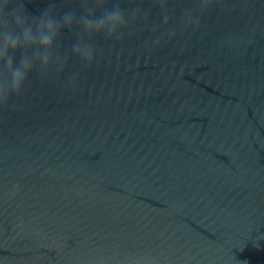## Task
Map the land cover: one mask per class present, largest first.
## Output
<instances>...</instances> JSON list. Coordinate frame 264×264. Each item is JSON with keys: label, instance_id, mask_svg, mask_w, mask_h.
Wrapping results in <instances>:
<instances>
[{"label": "water", "instance_id": "1", "mask_svg": "<svg viewBox=\"0 0 264 264\" xmlns=\"http://www.w3.org/2000/svg\"><path fill=\"white\" fill-rule=\"evenodd\" d=\"M22 2L36 46L0 27V102L6 35L32 66L0 105V264H264V0ZM116 8L115 36L83 31Z\"/></svg>", "mask_w": 264, "mask_h": 264}, {"label": "clouds", "instance_id": "2", "mask_svg": "<svg viewBox=\"0 0 264 264\" xmlns=\"http://www.w3.org/2000/svg\"><path fill=\"white\" fill-rule=\"evenodd\" d=\"M98 7H102L104 0H95ZM10 5H16L11 14L8 13ZM54 8L53 5H49L48 8L44 11H50ZM85 11L91 12L92 9L88 8L85 3ZM42 13V15L44 14ZM31 20H39V17L31 16ZM75 13H67L64 15V27L68 30L73 28V21L75 20ZM29 20V14L26 11L25 4L22 0H2L0 3V27L3 28L4 32L13 33L23 31L25 40L24 48L35 47L37 41L35 39L29 38L30 30L25 27V23ZM82 28L85 33L89 36L93 34H106L108 38H111L116 35L117 31L124 27L125 19L119 8H116L112 11H106L103 18H98L95 21L89 19L88 17H81ZM47 27L48 34H41L38 44L41 49H44L43 52V62L41 64V70L47 69L48 60L50 52L48 50L52 49L54 44L57 41V38L60 36V24L54 22L51 18L48 19L46 25L43 20L40 21L39 27ZM9 45L11 47V55L7 57V64L9 69L12 71V85L11 91L7 94L0 105L6 104L7 101L13 96H20L24 90L27 78L30 73H32V66L25 63L26 52L21 50V45L18 39H12L11 36H5V52L7 53ZM19 51L20 60L19 63L24 64L25 72L21 73L18 69L12 67L14 60V55ZM76 47L73 50L75 54ZM93 58V51L90 48L89 54L85 58H81V61L84 64H90Z\"/></svg>", "mask_w": 264, "mask_h": 264}]
</instances>
